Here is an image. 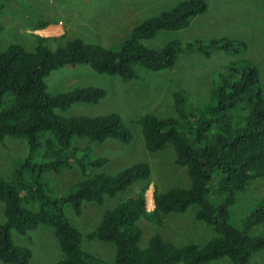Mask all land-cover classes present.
I'll return each instance as SVG.
<instances>
[{
	"label": "trees",
	"instance_id": "obj_1",
	"mask_svg": "<svg viewBox=\"0 0 264 264\" xmlns=\"http://www.w3.org/2000/svg\"><path fill=\"white\" fill-rule=\"evenodd\" d=\"M206 0H180L173 8L147 18L133 27L120 48L69 39L55 48L50 40L59 37L34 36L35 50L11 44L0 50V141L7 137L25 140L26 152L8 177L0 175V200L5 222L0 224V262L31 264L32 250L13 241L12 231L26 235L40 225H49L63 257L58 264H97L83 249L84 234L65 215L69 205L82 216L86 202L103 205L135 185L143 184L134 196L121 200L103 215L98 227L88 232L89 240L112 242L118 264H209L229 258L233 264H250L255 252L264 249V198L250 211L242 225L232 218L239 193L247 191L257 178L264 177V91L261 72L247 58L225 63L216 74L210 101L192 105L190 93L176 89L174 116L147 112L140 124L146 148L157 152L173 147L175 164L185 168L190 186L176 185L154 192V208L147 207L146 193L152 168L140 161L118 172L102 168L110 159L95 156L92 143L108 139L128 144L133 133L117 112L88 116L60 115L76 103H99L107 91L83 86L52 93L46 78L63 67L87 65L99 74L136 79L138 69L161 71L173 68L184 51L210 56L215 50L240 54L243 40L222 37L208 41L169 40L161 48L144 43L162 31L189 27L207 10ZM50 21L38 22L36 29ZM4 25L0 22V33ZM86 140V146L76 145ZM79 168L84 176L56 195L47 173ZM197 207L196 218L210 225L215 236L205 244L182 246L155 233L142 247L141 218L164 226L166 215L185 213Z\"/></svg>",
	"mask_w": 264,
	"mask_h": 264
},
{
	"label": "rangeland",
	"instance_id": "obj_2",
	"mask_svg": "<svg viewBox=\"0 0 264 264\" xmlns=\"http://www.w3.org/2000/svg\"><path fill=\"white\" fill-rule=\"evenodd\" d=\"M15 1H17L15 3ZM0 0V22L4 30L0 33V50L11 44H23L28 50H35L38 39L34 36L59 37L50 40L56 47L69 39L81 38L88 43H99L109 48H120L131 35L137 24L149 17L159 15L173 8L180 0ZM207 10L199 14L186 27L177 31H162L153 40L144 43L161 48L169 40L182 42L211 40L232 37L243 40L247 47L240 54L215 50L210 56L201 52L184 51L171 69L152 71L139 68L136 79L124 80L119 76L99 74L87 65L63 66L46 78L48 90L59 93L83 86H99L107 95L99 103H76L68 110L57 112L63 116L85 114L96 116L117 112L129 124L133 139L125 144L108 139L103 143H92L95 156L108 157L110 161L100 169L115 173L136 162L147 161L152 168V177L146 193L147 207L153 209L154 192L166 191L181 185L190 186L185 168L175 164V151L169 146L162 151L152 152L146 148L138 118L147 113L158 116H174L172 94L184 88L191 96L192 105H203L210 101L217 71L228 61L247 58L258 65L261 85L264 91V0H206ZM56 6L59 11L52 9ZM25 9L28 11L26 12ZM20 12V14H18ZM64 25L57 26L60 22ZM50 21L41 32L30 29L34 23ZM53 23L50 25V23ZM60 24V23H59ZM35 25V26H36ZM43 29V28H42ZM86 140H76V145L86 146ZM26 152L25 140L21 137H7L0 141V175L8 177L15 162ZM79 168L65 169L61 173H47L52 191L56 195L65 193L72 184L82 179ZM143 184L135 185L115 198H108L103 205L86 202L82 216H76L69 205L65 207L67 219L84 234L83 249L94 256L97 264H118L115 261L116 248L112 242L86 238L94 231L106 211L121 200L134 196ZM264 198V177L257 178L247 191L239 193L232 207V218L242 225L250 211ZM197 207L192 205L185 213L166 215L164 226H156L141 218V246L146 247L149 239L157 232L167 240L182 246L189 243L203 245L215 236L213 228L196 218ZM5 222L4 203L0 200V224ZM13 241L29 247L31 264H58L63 257L62 250L53 229L40 225L26 235L12 231ZM0 264H4L0 262ZM181 264V263H180ZM209 264H233L229 258ZM250 264H264V249L255 252Z\"/></svg>",
	"mask_w": 264,
	"mask_h": 264
},
{
	"label": "crops",
	"instance_id": "obj_3",
	"mask_svg": "<svg viewBox=\"0 0 264 264\" xmlns=\"http://www.w3.org/2000/svg\"><path fill=\"white\" fill-rule=\"evenodd\" d=\"M14 1H15V0H14ZM16 2H17V1H15V3H16ZM52 9H54L56 12L59 11V9H58L56 6H53ZM25 11L28 12L26 9H25ZM18 14H20V12H18ZM59 21H60V22H56V23H58L57 26L62 25V27H63V29H64V25L61 24V23H63V22H61V20H59ZM53 23H55V22H53ZM53 23L51 22L50 25H52ZM59 23H60V24H59ZM35 25H36V23H34V25L30 27V29H32L33 32H41L42 30H44V28H43V29H42V28L36 29V28H35V27H36ZM34 34H35V33H34ZM36 34H37V33H36Z\"/></svg>",
	"mask_w": 264,
	"mask_h": 264
}]
</instances>
